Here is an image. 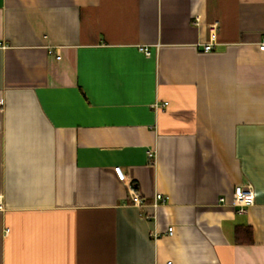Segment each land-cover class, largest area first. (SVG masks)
<instances>
[{
    "label": "crops",
    "instance_id": "crops-1",
    "mask_svg": "<svg viewBox=\"0 0 264 264\" xmlns=\"http://www.w3.org/2000/svg\"><path fill=\"white\" fill-rule=\"evenodd\" d=\"M263 38L264 0H0V264H264Z\"/></svg>",
    "mask_w": 264,
    "mask_h": 264
},
{
    "label": "built area",
    "instance_id": "built-area-1",
    "mask_svg": "<svg viewBox=\"0 0 264 264\" xmlns=\"http://www.w3.org/2000/svg\"><path fill=\"white\" fill-rule=\"evenodd\" d=\"M202 21V17L201 15H197L194 17V21L193 23L195 25H200ZM217 22H214L212 24L209 25V29H210V40L203 44V49L204 51H211L214 47V40H215V36H216V31H217ZM0 46L5 47L4 44L0 43ZM260 48L262 50H264V38L260 44ZM140 50L142 52H144L145 54H150V48L148 46H140ZM50 53H54L53 49H50ZM57 58H61L60 54H56ZM160 105L156 104V107H158ZM3 110V100H0V111ZM150 157H154V152L150 151ZM118 178L123 181V182H127V175L125 173V171L123 170V168L121 166H116L114 168ZM130 189V194L133 200V203L135 204H141V198L139 193L137 192V190L135 189V187L133 185L129 186ZM166 200V198L162 195V194H157L155 197V201H154V206L158 207V205L162 202H164ZM226 198L224 196H222L219 199V203L221 204H225L226 203ZM232 203L233 206L235 207V210L237 213L239 214H243L246 213L248 211V209L250 207H252L255 203V191L254 188L252 186V184L248 183V184H239L235 187L234 190V195H233V199H232ZM0 208H2V206L0 205ZM169 233L173 232V227H169L168 228Z\"/></svg>",
    "mask_w": 264,
    "mask_h": 264
},
{
    "label": "trees",
    "instance_id": "trees-1",
    "mask_svg": "<svg viewBox=\"0 0 264 264\" xmlns=\"http://www.w3.org/2000/svg\"><path fill=\"white\" fill-rule=\"evenodd\" d=\"M236 240L239 243L245 242V241H252V232L251 228L243 226V227H238L236 229Z\"/></svg>",
    "mask_w": 264,
    "mask_h": 264
}]
</instances>
